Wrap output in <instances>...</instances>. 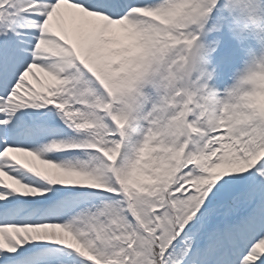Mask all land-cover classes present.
Here are the masks:
<instances>
[{
  "label": "snow or ice",
  "instance_id": "obj_1",
  "mask_svg": "<svg viewBox=\"0 0 264 264\" xmlns=\"http://www.w3.org/2000/svg\"><path fill=\"white\" fill-rule=\"evenodd\" d=\"M0 264H264V0H0Z\"/></svg>",
  "mask_w": 264,
  "mask_h": 264
}]
</instances>
